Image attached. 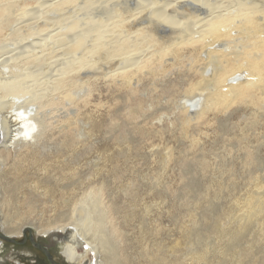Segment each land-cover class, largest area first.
Instances as JSON below:
<instances>
[{
	"label": "bare ground",
	"instance_id": "6f19581e",
	"mask_svg": "<svg viewBox=\"0 0 264 264\" xmlns=\"http://www.w3.org/2000/svg\"><path fill=\"white\" fill-rule=\"evenodd\" d=\"M82 12L84 18L75 17ZM100 79L107 91L133 97L146 83L161 90L187 83L185 102L176 103L172 116L146 114L150 108L134 100L132 119L165 143L179 133L183 153L197 154L204 168L224 143L229 157L249 170L242 234L234 242L253 225L264 226V0H0V235L19 238L34 230L42 249H53L67 264H136L103 200L111 181L106 174L85 193L75 168L71 182L61 186L60 203L50 202L49 215L22 211L48 199L40 187L56 159L46 150L52 115L60 113L66 122L90 106ZM68 129L58 135L71 152L79 144ZM147 150L148 158L173 161L170 151ZM31 157L38 174L14 189L12 170ZM121 180L116 175L112 181L118 186ZM136 184L118 187L133 192ZM155 188L166 187L157 182L147 191ZM46 218L48 225L41 226ZM106 226L113 228L114 243ZM183 238L147 250L144 264H200L198 248ZM4 249L0 241V264L6 263Z\"/></svg>",
	"mask_w": 264,
	"mask_h": 264
},
{
	"label": "rangeland",
	"instance_id": "374dc122",
	"mask_svg": "<svg viewBox=\"0 0 264 264\" xmlns=\"http://www.w3.org/2000/svg\"><path fill=\"white\" fill-rule=\"evenodd\" d=\"M82 13L75 14V17L82 15L84 18L85 12ZM47 76L50 75L43 74L40 78ZM99 81L101 90L100 87L96 89L90 106L73 111L66 122L58 118L60 113L52 115L55 123L49 133L46 150L54 152L56 159L52 163V171L47 172L46 177H41L44 181L40 187L48 193V199H38L40 201L37 200L30 212L29 206L24 205L22 211L32 216H38L41 212L49 215L50 202L60 203L61 186L71 182L68 175L75 168L79 169L75 181L78 178L84 180L85 193L91 186H97L100 178L106 174L111 181L105 189L103 200L106 205L112 206L110 216L130 245L128 252L134 263L144 264L148 260L145 252H151L155 245L162 243L166 246L184 237L182 241L190 239L198 248L203 257L200 264H249L248 261L260 264V259L264 257V226L253 225L251 232L241 235L236 242L233 239L242 234L239 220L249 197L246 187L249 184V170L242 160L234 158V155L229 157L222 147L224 143H219L215 146L216 156L210 157L212 161L204 168L201 160L196 158L197 154L183 153L179 133L165 143L167 140L149 135L147 129L139 124L140 121L132 119L136 112L135 101L150 108L146 114L172 116L176 103L185 102L187 83L180 81L173 89L165 90L155 89L146 83L133 97L125 92L107 91L103 80ZM243 123L241 127H245ZM65 126L69 128L67 131L71 133V139L79 144V148L71 152L67 146L68 140L58 135L60 128ZM62 142L64 145L59 147ZM140 143L142 145L139 147ZM152 145L164 154L170 151L173 161L166 163L148 158L147 149ZM259 158L264 162V148ZM65 159L70 163L68 166L62 163ZM11 161L13 164L14 160ZM33 162L31 157L26 165L19 163L18 172L12 170L14 189L28 174L37 173ZM116 175L122 179V185L118 184L120 187H125L130 180H136L135 190L125 191L114 185L112 180ZM157 182L167 189L147 191ZM142 184L147 186L143 187ZM46 206L48 208L44 211ZM7 214L9 219H14L8 208ZM46 225L48 218L41 223V226ZM104 230L114 243L117 237L114 238L113 228L106 226ZM12 240L14 242L0 238L5 248V264H52L49 257L55 264H67L57 257L53 249L45 248L44 251L38 246L39 237L34 230L32 234L27 230L25 236ZM233 245V253L228 254L226 249Z\"/></svg>",
	"mask_w": 264,
	"mask_h": 264
},
{
	"label": "water",
	"instance_id": "95a60500",
	"mask_svg": "<svg viewBox=\"0 0 264 264\" xmlns=\"http://www.w3.org/2000/svg\"><path fill=\"white\" fill-rule=\"evenodd\" d=\"M29 232H30V234H32V231H30V230H28ZM0 237H1V239H4V240H6V241H11V242H14L11 238H9V237H5V236H3V235H0ZM33 238V237H32ZM32 242H33V239H32ZM40 248H42L40 245H38ZM45 251V250H44ZM49 259H50V261H51V263L52 264H55V262L49 257Z\"/></svg>",
	"mask_w": 264,
	"mask_h": 264
},
{
	"label": "flooded vegetation",
	"instance_id": "af4514ba",
	"mask_svg": "<svg viewBox=\"0 0 264 264\" xmlns=\"http://www.w3.org/2000/svg\"><path fill=\"white\" fill-rule=\"evenodd\" d=\"M40 264H44L43 262H40Z\"/></svg>",
	"mask_w": 264,
	"mask_h": 264
}]
</instances>
